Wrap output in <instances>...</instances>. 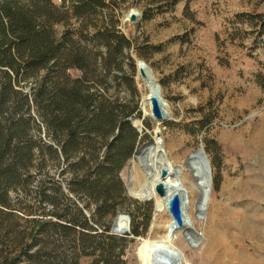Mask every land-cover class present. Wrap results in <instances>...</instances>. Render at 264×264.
<instances>
[{
	"label": "trees",
	"instance_id": "obj_1",
	"mask_svg": "<svg viewBox=\"0 0 264 264\" xmlns=\"http://www.w3.org/2000/svg\"><path fill=\"white\" fill-rule=\"evenodd\" d=\"M61 1L0 0V218L21 212L9 191L31 185L33 168L58 169L61 207L39 192L44 210L26 214L20 251L0 264H126L125 249L148 224L119 201V172L140 136L129 121L138 104L121 94L133 86L125 67L135 66L115 20L125 0ZM70 17L78 28L55 34ZM119 210L131 221L125 236L111 233ZM13 230L0 221V244Z\"/></svg>",
	"mask_w": 264,
	"mask_h": 264
},
{
	"label": "rangeland",
	"instance_id": "obj_2",
	"mask_svg": "<svg viewBox=\"0 0 264 264\" xmlns=\"http://www.w3.org/2000/svg\"><path fill=\"white\" fill-rule=\"evenodd\" d=\"M52 1L62 6L61 0ZM161 5L158 12L155 8ZM150 8L152 17L146 19L144 11ZM131 10L139 20L123 22ZM115 16L117 29L132 42L130 53L150 67L159 83L166 109L161 123L146 114L150 110L142 102L146 94L136 79V66L125 67L133 86L121 94L137 102L140 117L136 116L143 126L135 152L152 140L158 126L167 162L184 167L189 155L203 145L212 171L204 215L196 212L200 195H189L192 208H186V216L194 234L190 246L185 233L168 229V213L158 211L152 200L131 197L125 189L134 152L119 172L126 195L119 201L148 229L125 249L126 264H146L154 251L174 257L177 264H264V0H125ZM78 25L70 17L53 29L59 36ZM92 30L89 26L87 32ZM238 141L254 150L244 161L234 149ZM246 165L261 171L259 200L247 191ZM28 175L34 181L31 185L9 191L11 204L21 212L0 218L14 228V235L2 239L0 262L20 251L28 230L25 220L33 217L26 214L44 210L35 199L39 192L45 191L61 209L58 169L33 168ZM40 180L42 187L37 185ZM117 222L126 225L122 216ZM89 262L87 258L80 264Z\"/></svg>",
	"mask_w": 264,
	"mask_h": 264
},
{
	"label": "bare ground",
	"instance_id": "obj_3",
	"mask_svg": "<svg viewBox=\"0 0 264 264\" xmlns=\"http://www.w3.org/2000/svg\"><path fill=\"white\" fill-rule=\"evenodd\" d=\"M146 74L147 71H146ZM136 79L138 81V84L142 89H144L145 94L147 92H154V88L156 83L150 82L147 83L143 79H141L139 76H136ZM160 94V92H159ZM161 97V94H160ZM144 105H148V108L150 110V104L147 99H143ZM162 110L165 109L164 100L161 105ZM147 115L151 116V110L147 111ZM146 115V116H147ZM166 117V116H165ZM156 123V122H155ZM141 121L137 120L135 122L136 126H140ZM249 146H245L241 144L239 141L235 145V152L239 153L243 159V161L250 156H252V153L254 150L251 148H248ZM253 147V146H250ZM158 143L154 147H148V150L140 154L132 161L131 167L129 169L130 176L128 180L127 189L128 192L135 197L138 198H146L150 199L155 202L156 209L158 211L166 212L169 215L170 223L168 225V229L172 231V227L174 225L173 219L171 218L170 213L167 209V204L165 203L164 199L159 198L155 194V184L159 182L160 179V168L164 166V164H168L170 166L169 168V174L164 178L163 182L167 185H170V188L174 191H180L182 190V218L184 219V226L179 228V230L183 233H185V241L187 244L192 245V241L190 239L193 238L191 235L192 232V224L188 221L186 216V208L189 206V208H192V201H190L189 195L192 194L194 196V193H198L202 200V204H198L196 206V212L198 215H204V211L206 209V205L208 202V199L211 195L212 188L208 187L209 180L207 178H202L201 174L199 172L194 171L195 174H188L187 170L184 167H175L171 165L169 162H167V158L163 157L159 151ZM261 154L264 156V147L261 148ZM262 164V163H261ZM245 170L247 172L246 175V182L245 185L247 186V191L249 194H251L253 197H256L261 199V186H260V174L261 171L259 169L254 168H248L246 165ZM179 171V175H178ZM212 177V175H211ZM186 181V184H185ZM175 185V186H174ZM239 184L238 186H240ZM133 186V188H132ZM243 186V185H241ZM198 197V198H199ZM193 199V198H192ZM198 200V199H197ZM197 202V201H196ZM206 204V205H205ZM192 212V211H191ZM189 214L190 211L188 212ZM191 216V215H190ZM197 217V216H196ZM192 218V217H191ZM146 264H177L174 257L160 253L157 251H154L151 255L150 262L147 261Z\"/></svg>",
	"mask_w": 264,
	"mask_h": 264
},
{
	"label": "water",
	"instance_id": "obj_4",
	"mask_svg": "<svg viewBox=\"0 0 264 264\" xmlns=\"http://www.w3.org/2000/svg\"><path fill=\"white\" fill-rule=\"evenodd\" d=\"M137 20H139V16L138 14L131 10L128 12L127 15H125V19H123V22H128V23H133L136 22ZM134 59V63L136 66V70H137V76H139L141 79H143L145 82L150 83V82H155V88H154V92H147L145 99H147L149 101L150 104V110H151V117L153 118V120H155L157 123H161L165 120V111L161 109V105L163 103V98L160 97V85L159 83L156 81V79L153 77L152 71L150 69V67L144 63L143 61L137 59L136 57L132 56ZM146 71L148 74H146ZM143 102V101H142ZM140 108H142V103ZM139 120L138 117L136 115L131 116L130 118V124L132 126H134L137 131L140 133H142V129L143 126L142 124H140V126H136L135 122ZM142 121V120H139ZM160 131H159V127L157 126L156 129L154 130V136L152 137V140H150L149 142H147L146 144L142 145L138 151L135 152V154L133 155V157H136L140 154L145 153L148 150V147H154L155 145L159 146V153L165 157V153L162 150V141L160 140ZM166 158V157H165ZM184 167L191 173V174H195L194 171L199 172V174H201L202 178H207L209 180L208 183V187H211L212 184V171H211V166H210V161L208 159V156H206L205 154V150L203 145H200L194 153H191L189 155V158L187 159V161L184 164ZM169 168L170 166L168 164H164V166H162L160 168V179L159 182H157L154 186L155 188V194L161 198L165 200V203L167 204V209L168 212L171 215V218L173 219L174 225L172 227L173 230L179 229L182 226H184V219L182 218V190H178V191H174L170 188V185H167L166 183L163 182L164 178L169 174ZM178 175H179V171H178ZM175 186V185H174ZM212 188V187H211ZM127 189V188H125ZM128 190V189H127ZM181 193V194H180ZM130 194V193H129ZM131 197H134L135 199L139 200V201H143V202H149L151 199L149 197V199L146 198H138L135 196H132L130 194ZM203 199H201L200 197L197 200V204H200L202 202ZM202 204V203H201ZM206 205V204H205ZM118 216H122L124 217V220L126 221V225H123L122 227H120L117 223V219ZM130 219H129V215L126 213H123L121 211H118V213L116 214L112 226H111V233L116 235V236H125V234H129L130 233ZM173 232H171L172 234ZM191 235L193 236V232H191ZM133 238V237H131ZM187 238V237H186ZM190 246H192L191 244H189ZM140 247V246H139ZM139 250V248H138ZM137 250V252H138ZM139 255V252H138Z\"/></svg>",
	"mask_w": 264,
	"mask_h": 264
}]
</instances>
